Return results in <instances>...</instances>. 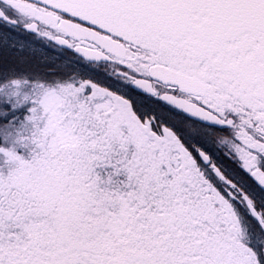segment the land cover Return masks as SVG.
Wrapping results in <instances>:
<instances>
[{"label": "snow or ice", "instance_id": "1", "mask_svg": "<svg viewBox=\"0 0 264 264\" xmlns=\"http://www.w3.org/2000/svg\"><path fill=\"white\" fill-rule=\"evenodd\" d=\"M0 264H264V0H0Z\"/></svg>", "mask_w": 264, "mask_h": 264}]
</instances>
